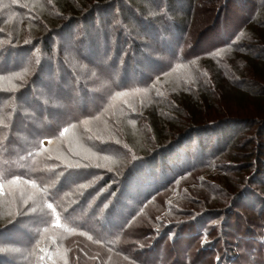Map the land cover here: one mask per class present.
<instances>
[{
    "label": "trees",
    "instance_id": "1",
    "mask_svg": "<svg viewBox=\"0 0 264 264\" xmlns=\"http://www.w3.org/2000/svg\"><path fill=\"white\" fill-rule=\"evenodd\" d=\"M142 2L153 5L149 15L148 11L133 6V0H0V51L3 52L0 55H7L4 61L0 59V74L12 75L23 69L24 61L16 62L10 55L48 52L53 55V49H62L63 42L73 45L74 37L79 38L77 45L81 40L86 42L85 47L78 49L83 55H109L114 49V58L119 59L128 50L120 73L117 67L114 70L110 65L113 69L109 70L113 72L109 76L110 93L115 94L114 98L119 93L125 99L139 98L138 112L128 106L121 110L112 105L110 97L113 95H109L107 107L102 106L104 103H94L95 107H91L90 103L82 102L83 97H78L73 107L79 109L78 101L82 102L81 108L90 109H84L83 114L87 116L103 115L110 108L114 116L120 115L126 120L124 127L129 123L134 125V137H138L135 141L140 143L136 152L130 154L131 170L115 181L111 177L105 179L104 186L111 187L100 195L98 203H93L92 199L99 194V189L94 190L92 197L72 205L65 214L55 210L51 195L45 190L43 197L52 205L50 218L54 227L61 234L71 236V241L85 235L106 246L112 254L105 252L103 257L97 255L96 249L88 247L74 264H172L166 259L165 242L175 250L181 236H189V243L197 244L199 254L212 258L213 264H264V119L255 118L248 125V121L235 117L226 104L210 106L211 93L213 96L219 93L221 103L237 94L244 100L253 98L256 103L262 102L264 108V85L256 83L254 76L246 72L251 63L264 61V0ZM175 3L186 7L182 22L177 19L173 22L170 16L169 10L175 12ZM125 15L135 20V30L150 35L160 44L163 42L170 51L165 64L158 63L149 72L138 68L140 61L134 55L142 41L134 37L133 21L128 22ZM201 17L207 29L196 36L192 25L201 21ZM98 38L102 40L99 44L96 43ZM205 55L215 58L216 73L210 80L200 81L188 74L187 64ZM132 56L138 61L134 66L136 72L130 66ZM115 62L118 61L113 59L112 64ZM28 64L25 63V67ZM260 75L264 78V72ZM60 77L61 85L68 89L69 77ZM209 84L211 86L207 87ZM34 91L28 94L43 101ZM161 96L169 97L165 100L168 105L154 102ZM95 97L97 100L98 95ZM4 98L0 95V100ZM193 106L203 108L204 114L194 113ZM75 108H72L74 112ZM80 113L75 112L78 116ZM67 122L65 127L70 125ZM6 144L7 140L0 144L1 185L13 181L10 185L19 187L26 176L12 171L13 165L7 159L14 153L8 154ZM121 157L124 158L116 154V158ZM112 196L115 198L111 206L99 211ZM136 201L135 207L128 210L130 215L126 216V206ZM87 205L92 211L90 218L83 222L76 218L75 211L78 208L84 211ZM146 210L153 213L148 224L156 223L160 229H166L152 247L157 250L150 259L144 257L146 250L140 249L146 238L131 234L141 211ZM251 212L254 216L247 219ZM164 213L175 218L178 227L167 225V219L157 221L160 215L167 217ZM133 215H137L135 223L131 219ZM242 225H245L243 232L239 230L243 229ZM173 228L177 231L176 239H170ZM1 236H7V228L0 229ZM30 243L40 244L35 235ZM52 250L47 247L43 254L50 258ZM255 253L262 256L259 261L255 260ZM108 259L110 263L105 262ZM173 264L205 263L188 260L187 256L182 262L177 256Z\"/></svg>",
    "mask_w": 264,
    "mask_h": 264
},
{
    "label": "rangeland",
    "instance_id": "2",
    "mask_svg": "<svg viewBox=\"0 0 264 264\" xmlns=\"http://www.w3.org/2000/svg\"><path fill=\"white\" fill-rule=\"evenodd\" d=\"M133 2L135 4L133 6L140 7L143 12L148 11L149 15V10L152 9L153 5L143 3L142 0H133ZM159 5L163 7L161 4ZM173 7L175 15L172 13L173 11L169 10L173 22L176 21L175 19L182 22L186 7L182 6L181 3H175ZM201 19L192 25L193 34L196 36L207 29L203 25L202 17ZM126 20L130 23L133 21L129 16H126ZM138 20L140 21L139 18ZM134 22L135 20L132 25V33L142 43L137 45L138 51H135L137 55H134L140 63L138 64V61L132 56L131 61L133 62L130 66L136 67L138 64V68L149 72L152 66L155 67L158 63L159 65L160 63L165 64L170 57V51L166 49L163 42L160 44L157 39H152L150 35H143L140 30H135L137 23ZM204 34L202 33V35ZM73 40L74 46H69L68 42H63L62 49H53V55H48L49 52L44 55H10L9 57L16 62L24 61L23 69L12 75L0 74V95L6 97L0 100V109H4L0 110V119H2L0 121V128L2 127L0 129V144L7 140L8 154L14 153L7 159L13 165L11 169L14 170L12 171L26 176L19 187L11 186L10 183L13 181L2 185L0 181V229L7 228V236L0 237V257H2L0 264H12L13 261V264H74L76 258L87 252L88 247L96 249L97 255L101 254L104 257L105 252L109 253L110 256L112 255L106 246L85 235H79L81 238L78 239V236L71 241V236L57 231L58 229L54 227L53 220L50 218V213L53 211L52 205H49L43 197V193L47 190L51 195L50 202L54 204L53 207L62 214L70 212L68 210L72 209V205L81 200H86L88 196L92 197V193L97 189L100 192L96 197L94 196L95 198L93 197L92 201L98 203L100 195L107 193L111 187L104 186L105 179L109 180L111 177L115 181L119 178L118 176L121 177L131 170L130 154L136 152L135 150L140 143L135 141L138 137L137 135L134 137L136 130L134 125L130 126L129 123L127 127H124L123 124L126 120L120 115L114 116L110 108V111L107 110L103 115H96L95 113L92 116L83 114L84 109H88V107L81 108L82 102L90 103L91 107H95V104L104 103L102 106L107 107L105 106L107 99L109 95H113L110 93L111 80L109 77L113 72L110 73V71L117 67L116 71L120 73L126 58H128V50L122 53L119 59L114 58V49L109 55H83L78 49L85 47L86 42L81 40L77 45L76 41L79 38L77 37L76 40L74 37ZM100 41L102 40L98 38L96 43L99 44ZM146 50L147 54L145 55ZM0 53L3 52L0 51ZM6 56L0 55L1 61H4ZM113 59L118 62L112 64ZM195 59L191 65H189L190 63L187 64V70H185L188 74L200 81L213 78L216 73H214L215 58L205 55ZM25 63H29L27 67H25ZM45 63L46 66L43 67ZM110 65L114 68L112 69ZM135 67L132 69L133 72H136ZM246 72L254 76L256 83L264 85V78L260 75L261 72H264L263 60H256V63L248 65ZM60 75L64 78L69 77L68 89L66 90L60 83ZM78 81H81L80 86ZM210 86L209 84L207 87ZM26 88L29 91L25 90ZM34 90L38 92L43 101L28 94L34 93ZM95 95H98L97 100ZM120 95L119 93L115 98V94L110 97L113 99L112 105L119 106L121 110L124 109V106H128L138 112L136 107L139 104V98L125 99ZM78 97H83V101H78L79 109H76L73 105ZM219 97V93L214 96L211 93L212 105L210 104V106L226 104V108H230L229 110L235 117H241L240 119L248 121V125L252 124L255 118L264 119L262 102L256 103L253 98L244 100L236 94L235 96L230 95L226 103H221ZM164 98L162 96L157 97L154 102L161 106L162 104L168 105L169 102L167 103L165 100L168 101L169 97ZM72 108H75L76 113L81 112L80 115H76ZM193 111L196 114L199 111L201 114L203 108L197 109L193 106ZM202 113L204 114V112ZM259 113L263 116L258 117L257 114ZM125 117H127L126 114ZM128 117L130 116L128 115ZM65 121H68L66 124L70 125L65 127ZM128 141L131 142V145ZM116 154H122L124 158H116ZM63 183L64 185H61ZM114 198V196L108 198V204L99 211H106L107 205L110 207ZM136 204L137 201L131 203L129 207L126 206V210H124L126 216L130 215L128 210L134 208ZM87 206L88 209L84 211H81L82 208L75 211L76 218L83 220V222L90 218V211H92L90 210L91 206ZM152 215V211L146 210L141 211L139 221L135 220L137 215H133L131 218L134 223L138 222L131 234L141 236V239L142 237L146 238L144 247L140 249L146 250L144 257L149 259L155 257L157 247L155 250L152 247L156 245L155 242L160 238V235L166 231V229H160L156 223L148 224ZM163 215L167 217L162 218L160 215L157 221L167 219V225L177 226L173 220L175 218L165 213ZM253 216L254 214L251 212L247 219H251ZM240 221L244 222L241 219ZM199 225L197 224V226ZM15 227L16 229H13ZM239 230L245 231V225L243 229L239 228ZM239 230H237L238 233H241ZM171 232L170 239H176V229L173 228ZM183 232L188 233L190 231L183 229ZM34 235L40 243H38L39 245H32V243L29 245V241ZM179 238L180 242L175 250L172 249L169 242H165L167 244L164 247L168 255L166 259L170 263L173 264L177 256L183 262L187 256L188 260L191 261L198 262L201 260L205 264H213L212 258L199 254L200 247L197 244L189 243V236ZM26 242L27 247H24ZM52 242L56 243L55 246L51 245ZM47 247L53 248L50 258L47 254H43V250ZM9 255L10 257H8ZM260 257L262 256H259L258 253L254 254L256 261H259ZM105 262L110 263L109 259ZM161 262L164 261L161 260Z\"/></svg>",
    "mask_w": 264,
    "mask_h": 264
}]
</instances>
